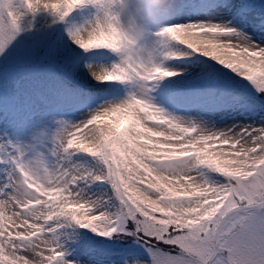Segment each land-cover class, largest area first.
I'll list each match as a JSON object with an SVG mask.
<instances>
[{
  "label": "snow or ice",
  "instance_id": "6c2138e0",
  "mask_svg": "<svg viewBox=\"0 0 264 264\" xmlns=\"http://www.w3.org/2000/svg\"><path fill=\"white\" fill-rule=\"evenodd\" d=\"M22 5L57 27L0 0V264H264V0Z\"/></svg>",
  "mask_w": 264,
  "mask_h": 264
},
{
  "label": "clouds",
  "instance_id": "9594fccd",
  "mask_svg": "<svg viewBox=\"0 0 264 264\" xmlns=\"http://www.w3.org/2000/svg\"><path fill=\"white\" fill-rule=\"evenodd\" d=\"M149 2L161 15H167L171 7L172 0H149ZM102 8L103 6H101V9ZM114 11L117 15H120L119 5H114ZM134 11L139 13L142 10L137 4L134 7ZM121 23L125 32L131 38L128 45V48H131V51H127L126 49L125 57L131 58L138 64L148 66L154 65L159 60L161 52L150 38H145L143 31L145 28L148 30H155L154 26L147 24L146 22H141V28H137L136 26L130 24L127 15L121 16Z\"/></svg>",
  "mask_w": 264,
  "mask_h": 264
},
{
  "label": "rangeland",
  "instance_id": "374dc122",
  "mask_svg": "<svg viewBox=\"0 0 264 264\" xmlns=\"http://www.w3.org/2000/svg\"><path fill=\"white\" fill-rule=\"evenodd\" d=\"M12 6L24 13L20 17V20L18 22L19 23L18 39L47 33V32H50L52 29L57 27V24H54L52 22V17L49 16V14L46 12L41 11V12L36 13L35 15H32L31 13H27V11L23 8L22 0L12 1ZM5 19H6V17H5ZM47 26H50V28H51L50 31L45 30V28ZM93 189L98 190V191L102 190V188H95V187ZM73 228L74 227H65L61 231L64 232V235H66L67 231H70V233L74 232ZM82 232L88 233V235H91V233L88 232V230H86V229H84V231H82ZM61 239H64V238L61 237ZM66 239L71 240L72 238H70V239L66 238ZM71 243L74 244L73 242H71ZM70 249L72 251H74L77 248L71 247Z\"/></svg>",
  "mask_w": 264,
  "mask_h": 264
},
{
  "label": "bare ground",
  "instance_id": "6f19581e",
  "mask_svg": "<svg viewBox=\"0 0 264 264\" xmlns=\"http://www.w3.org/2000/svg\"><path fill=\"white\" fill-rule=\"evenodd\" d=\"M94 188V187H93ZM102 191V190H101ZM64 233V232H63ZM78 233H80L78 230H74V232H71L70 233V231H67V234L66 235H63L62 237L64 238L63 240H65V241H68V242H73L74 244L73 245H75V241H76V237H77V234ZM66 238H68V239H70V238H72L71 240H67ZM72 248H75V246H73ZM68 252H69V258H71L72 256H70L71 255V253L72 254H76L77 252H78V250L77 249H75L74 251H72L70 248L68 249Z\"/></svg>",
  "mask_w": 264,
  "mask_h": 264
}]
</instances>
